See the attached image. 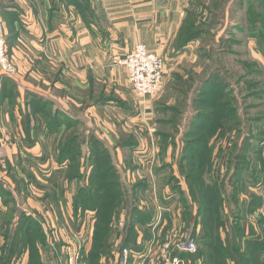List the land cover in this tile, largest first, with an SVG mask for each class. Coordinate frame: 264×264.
Segmentation results:
<instances>
[{
  "label": "rangeland",
  "instance_id": "obj_1",
  "mask_svg": "<svg viewBox=\"0 0 264 264\" xmlns=\"http://www.w3.org/2000/svg\"><path fill=\"white\" fill-rule=\"evenodd\" d=\"M65 2L66 1L64 0V5H66ZM263 2L264 0H196L191 8H189L190 16L187 18V23L190 25L191 29L193 27L195 29L202 28L205 25L208 27V32L206 33L205 30V33L198 35L199 38L193 41L191 44L193 47L191 48V52L188 54L186 53L187 55H185L183 60H181V66L176 68L178 69V74L183 77V80H189L191 78L195 79L194 82L191 83L193 86L192 90L188 91V93H181L170 88V86H175L177 82L175 81L174 77H172L171 80L170 75L172 71L168 70V73L167 71L165 73L166 76H164L160 92L154 97H151L158 99L157 105L155 107V111H157V125L153 128V133L144 129V124L142 122L139 123L140 120L136 123H132L131 119H126L125 122L120 123L123 125V128L120 130V138L116 141V144L122 138H125L124 141L129 140V137L131 136L133 137V142L137 143V145L134 147V150H131L130 148H125L122 150L120 148V161H127V165L125 168V173L122 172V167L120 168L119 182L122 183L123 187L137 185L139 183L147 184L144 181L129 182L127 181V178H125L128 174V164H130V166L131 164L138 165L139 161H145L146 163H143L147 166L148 161L153 163L152 165L154 167L152 172L156 173L157 175L156 179L152 178V180L149 182V185H151L153 188L151 194H143L141 197V199H144L145 203L149 201V204H151L153 194L158 195L164 193L162 191L159 192V189L169 190L167 192L171 193L173 190L168 181L170 178L174 177V179L180 185V189L176 192L181 191L189 195L188 180L186 175L182 174V169L179 166L180 161L178 160L181 158L183 148L185 146L183 143V138L185 133L188 131L187 123L193 113L192 107L194 104L192 101L196 80H199V78L202 79L203 76H207L209 72H211L212 69L216 67L214 62H217V66H219V64L222 62L224 66L223 71L226 73V75L223 73L224 77L212 80L210 85L221 89L219 87L222 82L221 79L225 78L228 81L229 87L228 90H226L228 94L225 96L224 102L230 103L232 109H235V113L231 116L233 117L232 121L236 119L241 120L240 127L243 128L241 131L243 134L241 135L237 130H234L229 132L225 138L217 141L216 138L211 137L210 135V130L213 128L212 121L207 119L202 120L200 125L207 129L206 131L208 132L202 133L201 136L202 138L209 141V152L214 150V155L216 156L215 158L218 159L220 164L222 163L220 158L223 157V165H225L227 153L229 152L231 146L234 143L241 144L243 135L248 132L247 125L250 126L253 123L254 134L257 135L258 127H261L262 125L260 119H263L264 117V29L259 28V30L254 31L255 28L252 26L254 25V15L257 11H261ZM0 20L4 23L6 37H8L10 28L7 27L6 24L9 23V20H4L2 17H0ZM255 24L256 26H260L259 21H257ZM184 39V37L181 39V41L178 39V43H182ZM7 46L9 52L8 54H10V48H12L11 41L9 44L7 43ZM217 51H220L218 53L219 58H217L215 53ZM206 53H210L212 59L210 55L207 57L211 59L210 61L209 59L202 58ZM14 61L17 65L15 59ZM227 71H229V73ZM14 79V82H12L11 85L9 84L10 86H7V88L5 87V91H8V98L13 94V98L10 99V101L8 99L7 102L9 103L8 114L15 124V126H12L14 130H10L9 132L7 129V123H11V121H9L8 117L3 118V115L0 116V145L2 144V147L0 146V226L3 224V222L11 219H13V223L16 224L20 215L19 210H21L19 207L22 206L23 202L27 205L24 206L31 209L29 202L33 206L39 208V203L37 200H41L42 205L52 206L54 208V212L58 216H60V213L63 216H65V214L67 216L69 207L73 205V200L71 203H68V201L71 199V197L73 199L76 192V184L74 183L75 181L71 182L70 184L66 178V168L69 166V173H71L73 169V161L70 160V157H73L75 154V158L77 152L80 150L82 151L84 157H90L93 147L98 145L96 140L92 138L94 132L87 133L85 134V142H83L84 140H79L77 143L71 144L70 148H67V156L64 157V159H68L65 160L66 163L59 164L57 162L59 151L62 150L69 138L74 137V135L80 134V132H82V130H79L77 126L70 128L67 126L69 122L68 120H72V118L69 115L70 101L67 98L65 86L59 82L57 76L49 79L45 78V80L38 81L37 83L29 82V85L21 86L20 82L18 81V83L16 81L17 78ZM13 84H19L18 89L16 88L17 90L13 88ZM183 88L186 89L185 86ZM16 91L17 93H15ZM29 93L33 95H30ZM131 93L134 94L133 92ZM175 109H179V116L177 115ZM34 110L37 111L36 114ZM26 115L31 116L30 118L32 124L34 122H38V126H41L39 128L44 129L39 132V138L36 137L37 134L34 135V138L39 142V145H37L38 148L31 149L24 143H20V138L23 135L19 130V126L22 125L24 127V125H26ZM58 121H61V123L63 122V124L61 126H59V124L55 126V122L57 123ZM47 122H49L52 127L55 126L54 129H56L55 135L57 136V149L45 147V144H42L44 143L43 139L42 142H40V138L46 137L45 130L49 129V127H46ZM232 124L233 122L230 125ZM243 126H246V128ZM16 130L17 132H15ZM95 131H99V129L97 128ZM94 135L97 136L99 142L103 141L105 144H107V139L101 136L102 132L95 133ZM10 137L12 143L14 144V148L9 146L11 143ZM46 139L47 138H44L45 141H47ZM16 141H18V145H16ZM113 142H115V140ZM99 148L101 149V147ZM253 149L254 152L262 150L263 154H261L260 157L254 154L248 161H245L244 159L240 160L241 165H244L245 167L248 165L249 168L248 171L246 170L245 174L239 178L242 181V199L246 202L254 199L256 196L259 197L256 191L250 189L252 185V182H250L252 177L261 176V178L258 177L260 178L259 185L262 184L264 178V175H261V171H259L260 167L264 171V144H258L254 142ZM220 150L224 152V156H221ZM113 151L114 150L111 149V156ZM139 151H141V154L137 153ZM202 151L203 148H200V146L191 145L187 157L189 160H193L194 156H196L198 152L201 153ZM59 154L61 155V152ZM83 156L82 159L84 160ZM97 157H99L98 150H95L93 152L92 161H95V159L100 161L97 159ZM6 161H22L23 164L25 163L26 167L33 171L36 181L39 183L38 185H43L46 188L43 186L41 188L30 186L27 189L23 186L21 187V195H19L17 192L14 193L12 190L15 189V183L12 177L9 175L10 167ZM110 161H116L115 165L117 166L118 158L116 156H112ZM76 162L78 163V161ZM216 164L217 161L214 160V165ZM116 168L119 170L118 166ZM255 170L256 173L253 175L252 172ZM57 171H62V175L60 176L61 178L58 181L59 184L55 183V181L57 182L58 178L56 174ZM231 171H233V169ZM148 172L149 171L147 170L146 166L144 169L137 171L139 175L141 174V178H148ZM225 174L226 172L220 178L223 179L224 176L226 177ZM228 176L229 172L227 174V177ZM104 177H107V174H105ZM213 177L217 178L219 176L214 172ZM176 181H173L172 184H176ZM88 187L90 188V185ZM45 189H47V191L53 195H50L47 192L44 193ZM256 189H258V187H256ZM143 190L144 189L141 191L144 192ZM252 195H254V197ZM124 196H126L125 193ZM27 197H29V199H27L28 201L26 202V200L24 201L23 199H26ZM128 197L126 196V199L128 204H130ZM167 197L169 198L168 195ZM175 200L176 199L173 201ZM4 201H7L6 205ZM176 204H178V200L174 202L172 210ZM159 207H162V205L158 204L154 208L155 214H159ZM247 209L253 210L250 208ZM249 210L246 211L245 214H243L244 211L241 212V214L246 216L248 212H250ZM69 212L71 213V210ZM177 215H179V217ZM182 215L181 207L177 210L174 209V211H172L170 214L171 218L169 216L167 218L172 222L175 220L177 223L176 226L169 231L167 230L168 232L166 231V233L162 232L157 234L158 244L156 245L155 251L157 264H170V262H168L170 256L167 253H164V247L170 242V239L173 237V233L175 231H178L179 238H177V241H175L173 245L177 246L179 242L183 243L188 235L189 239L196 243V254H199L200 244L199 241L197 242L194 239L193 231L195 230L190 228V225L183 220ZM118 217L119 218L116 220L115 228L119 230L122 226L123 217L120 215ZM124 220L123 228L125 229L126 216ZM247 220L249 223V217H247ZM247 220L244 222L245 229L248 228V224L246 226ZM198 228L201 229L200 226H198ZM257 228H259V231H262V237L264 241V224L259 222V225L257 224ZM159 231L160 230H158V232ZM45 233L48 238V244L47 242L46 244L51 248L54 247L53 243L50 241V237L52 235L58 241H63L58 229H55L54 227L47 226ZM34 237L36 240L37 238L42 240L40 236ZM40 247L43 249V246ZM91 248L88 252H86L84 243L82 245L81 255L84 264H90L88 258ZM171 250L174 251V249ZM118 256L120 257V254H118ZM119 257L117 258L116 264H119ZM202 261L205 262L203 258Z\"/></svg>",
  "mask_w": 264,
  "mask_h": 264
},
{
  "label": "crops",
  "instance_id": "obj_2",
  "mask_svg": "<svg viewBox=\"0 0 264 264\" xmlns=\"http://www.w3.org/2000/svg\"><path fill=\"white\" fill-rule=\"evenodd\" d=\"M1 1L3 2L0 3V17L4 20V15L11 17L10 23L15 31L10 54L16 60L19 70L16 81H19L21 86L29 85V82L37 83L45 80V78L57 76L59 82L65 86L67 98L70 101V117L81 123V129L86 134L102 132L101 136L107 139V146L114 150V154L116 153L119 171L122 167V172L125 173V161H120L119 157L120 148H115L116 141L120 138V130L123 128L120 123L125 122L126 119H131L132 123L140 120L139 123L144 124L143 128L153 133V128L157 125L155 107L158 99L141 98L132 94L128 73L124 67L115 64L116 60L130 53L137 44L142 43L151 52L166 60L165 73L166 71L168 73V70L172 71L170 75L172 80V77L178 74L176 68L181 66V60L193 48L192 43L181 50H178L176 46L177 37L193 0H151L147 3L134 0H87L92 10V13H88L90 14L89 19L75 6L67 7L62 4L53 9L50 0ZM7 1L11 3L9 4ZM6 25L10 27L8 23ZM7 38L11 41L9 35ZM18 86L19 84L17 89ZM1 88L0 83V91ZM8 112L9 110L1 111L0 116L8 117L11 121V123H7V129L10 132V130H14L12 126L15 124ZM33 128L30 131L31 138H29L26 137L24 127L19 126L23 135L20 138V143H24L31 149L38 148L37 145H39V142L34 138L35 134L39 138V133L36 127ZM97 128L99 131H95ZM11 137V143L8 141L9 146L14 148ZM44 138H47V141ZM44 138H40V142L43 139L44 143L42 144H45V147L57 149V136L55 134H46ZM15 143L18 145V141ZM262 144H264V137ZM0 146L2 147V144ZM137 153L141 154V151ZM222 155L224 156V154ZM220 160L222 163L220 164L217 159L215 165V174L219 176L218 179H221L220 177L226 170L225 165H223V157ZM17 162L8 161L13 166ZM143 162L139 161L138 165H133V168L127 169L128 174L125 178L129 182L144 181L147 183L144 184L146 186L144 194H151L153 188L149 182L152 178L156 179L157 175L152 172L153 163L148 161L147 166ZM22 165L28 168L23 162ZM145 166L149 171V176L148 178H141V174L139 175L137 171L144 169ZM56 174L58 178L55 183L59 184L62 171H57ZM158 191L164 193L153 194L151 204L149 201L145 203L144 199L140 200V208L147 211L151 221L144 226L136 227L138 236L135 244L141 241H152L154 234L166 233L167 230L175 227L177 224L175 220L172 222L167 218L170 217L174 209L177 210L181 207L182 214H184V206L178 198H176L178 204L172 210L173 204L176 202V200L173 201L175 199L173 192L169 193L167 192L169 190L160 189ZM258 191H260L258 195L263 198L264 204V178ZM46 192L53 195L47 189L44 193ZM29 197L23 200L27 202ZM168 199H172V203L166 207L163 202ZM37 202L39 208L30 202L31 209L26 207L24 202L19 208L27 215L35 217L45 231L47 226L58 229L63 238L61 243L64 246L75 243L77 238H80L85 245V251L90 250L95 226L94 212H88L84 218L77 221L73 215L72 205L69 207L67 216L66 214L65 216H58L52 206L42 205L41 200H37ZM71 202L72 197L68 203ZM158 204H161L165 209H170L171 212L164 213L163 223L156 232H153L154 208ZM129 209L130 204L126 199V202L124 201L116 210L115 220L119 218V215L123 217L122 226L119 230L115 228L107 237L106 246L112 250V255L104 257L102 259L103 264H112V260L113 264L117 263L119 251L116 249L123 244L125 239L123 224ZM177 216L179 217V215ZM248 217L249 223L247 220L246 234L252 237L259 235V239L263 240L262 231L258 230L257 224L259 225V222L264 224V205ZM196 229V235L199 236L201 229L198 227ZM158 230L160 231L158 232ZM64 246L61 249L60 264L65 263L62 254ZM11 247L9 241L0 236V264H5V261H9L6 264H28L29 253L22 244L18 245V252L14 254L11 253ZM190 261L191 264H194L192 260Z\"/></svg>",
  "mask_w": 264,
  "mask_h": 264
},
{
  "label": "trees",
  "instance_id": "obj_3",
  "mask_svg": "<svg viewBox=\"0 0 264 264\" xmlns=\"http://www.w3.org/2000/svg\"><path fill=\"white\" fill-rule=\"evenodd\" d=\"M63 1L64 0H50L53 9L62 5ZM65 1V6L69 7L71 5L77 7L81 10L82 14H85V17L89 19L90 14L88 13H92L89 1ZM195 1L196 0H193L191 6ZM1 2L3 1L0 0V3ZM7 2L9 4L11 3L10 1ZM86 10L88 11L86 12ZM4 16L5 19L9 20V36L12 41L11 43H13L15 31L10 23L12 18L7 15ZM189 16L190 11L188 10L186 19L179 36L177 37L176 43L178 50L183 49V47L198 39V35L205 33V30L206 33L208 32V27L205 25L202 28L196 29L192 26L193 28L191 29L190 25L187 23V18ZM257 21L260 22V26H256L255 23H257ZM252 27L255 28L254 31L259 30V28L264 29V2L262 3L261 11H257L254 15V25ZM183 37L185 38L184 41L178 43ZM6 40L9 44L10 39L6 37ZM219 52L220 51L215 52L217 58H219ZM9 55L12 56L11 54ZM209 55L210 53H206L202 58L209 59L207 58ZM211 59H209V61ZM214 63L216 64V67L212 69L208 75L206 74L207 76H203L204 78L202 77V79L199 78V80H196V86L193 90V113L187 123L188 131L183 138L185 146L181 158L178 160L180 161L179 166L182 169L181 172L183 175H186L188 180L189 195L181 191L176 192L180 189V185L174 179L175 177L170 178L168 181L172 186V192L175 195V199L178 198L184 206L183 220L190 225V228L195 230L193 231L194 239L197 242L199 241L200 244L199 254L195 253L196 255H187L181 253L180 256L189 258L194 264H264V241L259 239V235L254 237L251 236L249 238V235L246 234L244 225L247 217L264 205L263 198L258 195V189L261 186L259 185L261 176H258L260 178L254 177L253 175L256 173V170L252 172L253 177L250 181L252 182L250 189L256 191L259 197H254V195H252L254 199H251L248 202L243 201L242 199V181L239 179L245 174L246 170L248 171L249 169L248 165L246 166L247 168L244 165H241L240 160L244 159L245 161H248L254 154L260 157L263 152L262 150L254 152L253 143L256 142L262 144L263 142L264 117L263 119L260 117L262 125L261 127H258L257 135L254 134L253 123L250 126L247 125L248 132L243 135L241 144L234 143L227 153V160L225 163L226 177L224 176L223 179L215 177V179L213 177V173L215 172L214 160L217 161V159L215 158L214 150L209 152V141L201 136L202 133L208 131L200 125V122L206 119L212 121L213 128L210 130V135L211 137L216 138L217 141L225 138L229 132L234 130H237L238 133L242 135L243 132L241 131L243 128L240 127L241 120L236 119L232 121L233 117L231 116L235 113V109H232L230 103L224 102L225 96L228 94L226 91L229 87L228 81L225 78L221 79L222 82L219 85L221 89L210 85L212 80L220 79L226 75L223 71L224 66L222 62H219V66H217V62ZM227 72L229 73V71ZM174 79L177 83L175 86H170L173 90L181 93H188V91L192 90L193 86L191 83L194 82L195 79L191 78L189 80H183V77L180 76V74H175ZM12 82H14L12 78L6 75H1L0 83L2 88L0 91V112L9 110V103L7 101L8 99L10 101V99L13 98V94L8 98V91H5V87L7 88V86H10ZM13 86V88L17 90V85L13 84ZM184 86L187 90L183 88ZM15 93H17V91ZM175 110L179 116V109ZM34 112L35 114L37 113L36 110H34ZM30 117V115H26V125H24L26 137L29 138H31L30 131L34 129L33 127L37 128L38 133L41 130H44L39 128L41 126H38V122L32 124ZM68 121L67 126H69V128L77 126L79 130H82L81 123L77 119L72 118V120L69 119ZM232 122L233 124L230 125ZM58 124L61 126L63 122H55V126ZM55 126L52 127L50 123L47 122L46 127H49V129L45 130L46 134H56V129H54ZM243 127L246 128V126ZM85 134L86 133L83 130L80 134H76L74 137L68 139L65 146L59 151V153L61 152V155L58 153L57 162L59 164L66 163L65 160L68 158L64 159V157L67 156V148H70L71 144L77 143L79 140H84L83 142H85ZM94 134L92 135V138L96 140L98 145L93 147L90 157H84L81 150L77 152L75 158V154L73 157H70V160L73 161V169L71 173H69V166L66 168V178L70 184L74 181L76 184V192L72 199L75 220L78 221L80 218H84L88 212H94L95 226L93 244L91 251L89 252L88 261H90V264H103L102 259L112 255V250L106 246L107 237L113 230H115V213L121 204L124 201L126 202V196H129L130 209L126 217V226L124 229L125 239L123 244L116 249L119 251V254L124 248L136 245L135 243L137 242L136 239L138 236L136 227L148 224L151 221V217L146 210L140 208V200L146 188L144 183L123 187L122 183L119 182L120 173L116 168V161H110L112 156L115 157L116 154L112 152L111 156V149L103 141L99 142V139ZM124 139L125 138H122L118 141L115 148H121L122 150L130 148L131 150H134L137 143L133 142V137H129L130 141H124ZM191 145H198L200 148H203V151L201 153L198 152L193 160H189L187 157ZM99 147H101V149ZM95 150H98L99 157H97V159L100 161H97L96 159L95 161H92L93 152ZM220 153L222 156L224 152L220 150ZM82 156L84 157V160L82 159ZM76 161H78V163ZM7 164L10 167L9 175L15 183L16 190H12L14 193L17 192L21 195V187L23 186L27 189L30 186L36 188H41L43 186L38 185L39 183L36 181L33 171L23 167L22 161H18L14 166L8 163V161ZM126 165L127 161H125V168ZM132 166V164L131 166L128 164V168H133ZM232 169L233 171H231ZM259 171H261V175L264 174L261 167ZM228 172L229 176L227 177ZM105 174H107V177H104ZM173 181H176V184L173 185ZM89 185L90 188L88 187ZM256 187H258V189H256ZM142 189H144V192L141 191ZM124 193L126 196H124ZM4 203L6 205L7 201H4ZM163 203H165L164 205L167 207L172 203V199H168ZM248 210L250 212L244 216L243 214ZM19 211L20 215L16 224H14L13 219H11L3 222L0 226V236L4 237V239L9 241L12 245L11 253L14 254L15 252H18V245L22 244L23 248L29 253L28 264H60L59 258L61 249L64 245L52 235L50 241L53 243L54 247H49V245H47L48 238L42 224L35 217L27 215L23 210ZM243 211L244 213L241 214ZM60 216H62L61 213ZM198 226L201 227V233L199 236L196 235V228ZM34 236H40L42 240L39 238L36 240ZM40 246H43V249H41ZM202 258L205 262L202 261ZM8 262L9 261H5L4 263L6 264Z\"/></svg>",
  "mask_w": 264,
  "mask_h": 264
},
{
  "label": "built area",
  "instance_id": "obj_4",
  "mask_svg": "<svg viewBox=\"0 0 264 264\" xmlns=\"http://www.w3.org/2000/svg\"><path fill=\"white\" fill-rule=\"evenodd\" d=\"M134 1L147 3L151 0ZM115 64L126 69L129 83L136 96L154 97L160 92L165 76L166 60L151 52L144 44H137L130 53L118 58ZM0 74L10 78H16L19 74L13 57L8 54L5 26L1 20ZM165 212H171V210L159 207V214H155L154 216L153 232H156L157 228L161 225ZM248 237L250 238L251 236ZM177 238H179V233L175 231L170 242L164 247V253L170 256L168 262L170 264H191L189 258L180 256V254H195L197 252L196 243L191 241L187 235L183 243L179 242L177 246L173 245L177 241ZM157 244V235L154 234L152 241H141L134 246L124 248L120 253L119 264H157V258H155ZM82 245V240L77 238L74 244L64 246L62 253L65 259L64 264H84L81 255ZM171 249H174V251Z\"/></svg>",
  "mask_w": 264,
  "mask_h": 264
}]
</instances>
